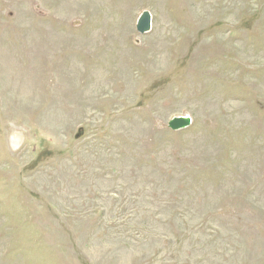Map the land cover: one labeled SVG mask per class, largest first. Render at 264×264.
I'll use <instances>...</instances> for the list:
<instances>
[{
	"label": "rangeland",
	"instance_id": "374dc122",
	"mask_svg": "<svg viewBox=\"0 0 264 264\" xmlns=\"http://www.w3.org/2000/svg\"><path fill=\"white\" fill-rule=\"evenodd\" d=\"M0 264H264V0H0Z\"/></svg>",
	"mask_w": 264,
	"mask_h": 264
},
{
	"label": "water",
	"instance_id": "95a60500",
	"mask_svg": "<svg viewBox=\"0 0 264 264\" xmlns=\"http://www.w3.org/2000/svg\"><path fill=\"white\" fill-rule=\"evenodd\" d=\"M153 15L149 11H144L138 19L136 29L141 35H146L152 31ZM192 118L188 115L172 118L168 123V128L173 132L183 131L192 125Z\"/></svg>",
	"mask_w": 264,
	"mask_h": 264
}]
</instances>
